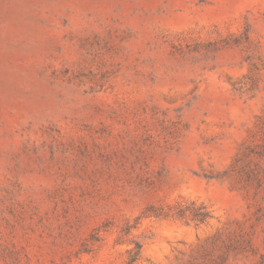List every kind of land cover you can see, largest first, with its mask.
Returning <instances> with one entry per match:
<instances>
[{
  "label": "rangeland",
  "instance_id": "rangeland-1",
  "mask_svg": "<svg viewBox=\"0 0 264 264\" xmlns=\"http://www.w3.org/2000/svg\"><path fill=\"white\" fill-rule=\"evenodd\" d=\"M0 264H264V0H0Z\"/></svg>",
  "mask_w": 264,
  "mask_h": 264
},
{
  "label": "trees",
  "instance_id": "trees-1",
  "mask_svg": "<svg viewBox=\"0 0 264 264\" xmlns=\"http://www.w3.org/2000/svg\"><path fill=\"white\" fill-rule=\"evenodd\" d=\"M138 249H140V245H138Z\"/></svg>",
  "mask_w": 264,
  "mask_h": 264
}]
</instances>
